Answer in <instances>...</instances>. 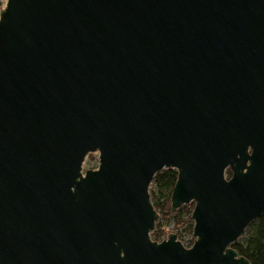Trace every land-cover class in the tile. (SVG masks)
I'll return each mask as SVG.
<instances>
[{
    "label": "water",
    "instance_id": "obj_1",
    "mask_svg": "<svg viewBox=\"0 0 264 264\" xmlns=\"http://www.w3.org/2000/svg\"><path fill=\"white\" fill-rule=\"evenodd\" d=\"M169 168L190 247L151 237ZM263 214L264 0H6L0 264H251Z\"/></svg>",
    "mask_w": 264,
    "mask_h": 264
},
{
    "label": "trees",
    "instance_id": "obj_2",
    "mask_svg": "<svg viewBox=\"0 0 264 264\" xmlns=\"http://www.w3.org/2000/svg\"><path fill=\"white\" fill-rule=\"evenodd\" d=\"M231 175V170L228 169L227 176L230 177ZM177 177L178 172L176 169L169 168L158 172L152 182V184H155L157 187V191L152 193V202L160 213V217L166 220L177 218V225H180L185 221L181 218L184 210L188 211V216L191 219L195 204L191 202L188 203V205L185 204L181 206L176 211L171 210V195ZM249 226L246 236L244 234L245 237L236 241L233 246L240 254L247 257L251 264H264V214ZM151 234L153 235V239L161 240L162 236L164 238L168 235V232L157 222Z\"/></svg>",
    "mask_w": 264,
    "mask_h": 264
},
{
    "label": "rangeland",
    "instance_id": "obj_3",
    "mask_svg": "<svg viewBox=\"0 0 264 264\" xmlns=\"http://www.w3.org/2000/svg\"><path fill=\"white\" fill-rule=\"evenodd\" d=\"M5 5H6V0H0V11L5 7ZM98 165H99L98 152L89 153L86 156L84 163H83V172L87 169H95L98 167ZM149 190H150V195H151V200H152V198H153L152 193L154 191H157L156 185L151 183ZM186 205H188V204H186ZM188 215H189L188 211L184 210L181 218H183V220H185V221H184V223H182L180 225H177V223H178L177 218L166 220L162 217H159V220L157 222L159 224H161L163 228L166 229V232H168V235L171 232L176 233L178 235V239L185 246L190 247L193 244L195 237L193 235L194 221L192 218L190 219ZM249 227L250 226H248L244 232L245 236H246V232L249 230ZM244 234L239 239L245 237ZM168 235H166L164 238L162 236L161 240L167 238ZM151 237L153 239L152 234H151ZM161 240H156V241H161Z\"/></svg>",
    "mask_w": 264,
    "mask_h": 264
}]
</instances>
